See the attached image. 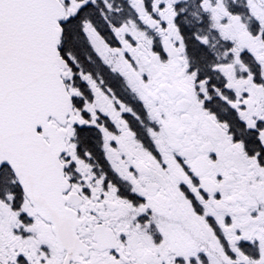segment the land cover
I'll return each instance as SVG.
<instances>
[{
    "label": "snow or ice",
    "instance_id": "snow-or-ice-1",
    "mask_svg": "<svg viewBox=\"0 0 264 264\" xmlns=\"http://www.w3.org/2000/svg\"><path fill=\"white\" fill-rule=\"evenodd\" d=\"M0 264H264V0H0Z\"/></svg>",
    "mask_w": 264,
    "mask_h": 264
}]
</instances>
